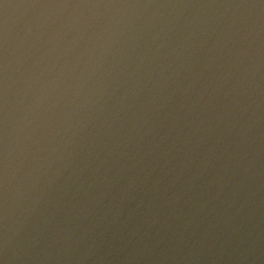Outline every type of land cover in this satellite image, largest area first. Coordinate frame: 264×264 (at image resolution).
<instances>
[{
  "label": "water",
  "instance_id": "water-1",
  "mask_svg": "<svg viewBox=\"0 0 264 264\" xmlns=\"http://www.w3.org/2000/svg\"><path fill=\"white\" fill-rule=\"evenodd\" d=\"M0 264H264V0H0Z\"/></svg>",
  "mask_w": 264,
  "mask_h": 264
}]
</instances>
